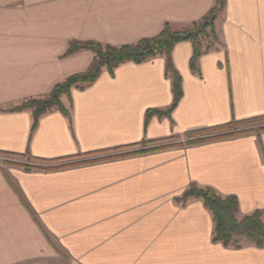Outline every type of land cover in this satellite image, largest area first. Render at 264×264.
<instances>
[{
	"label": "crops",
	"instance_id": "obj_1",
	"mask_svg": "<svg viewBox=\"0 0 264 264\" xmlns=\"http://www.w3.org/2000/svg\"><path fill=\"white\" fill-rule=\"evenodd\" d=\"M212 5L0 0V153L45 161L30 160L42 169L0 163V264H264V249L246 241L239 249L212 241L201 199L177 201L191 184L210 187L236 196L240 216L259 210L264 221V132L48 169L264 116V0H226L215 22L225 48L200 57V76L189 68L191 43L174 46L183 94L169 117L145 125L147 111L172 103L164 57L103 70L61 97L69 116L50 111L33 131L30 110L12 111L88 69L91 52L64 56L70 42L135 44L165 24L191 26Z\"/></svg>",
	"mask_w": 264,
	"mask_h": 264
},
{
	"label": "trees",
	"instance_id": "obj_2",
	"mask_svg": "<svg viewBox=\"0 0 264 264\" xmlns=\"http://www.w3.org/2000/svg\"><path fill=\"white\" fill-rule=\"evenodd\" d=\"M225 6L226 0H213V5L209 11L198 22L193 23L191 26L174 30L169 24H165L159 34L151 38L141 39L135 44L115 47L111 45H102L95 41L70 42L64 56H69L80 51L91 52L93 59L88 69L83 73L71 75L61 83L55 85L48 95L29 99L20 106L13 108L12 111L30 110L33 119V131L39 118L50 111L58 110L65 116H69L68 111L61 103V97L66 96L69 98L72 89L82 90L88 87L96 81L103 70H106L109 74H113L114 70L124 63L132 62L139 64L156 57H164L165 75L171 81L173 95L172 103L164 110L147 111L145 114V125H147L150 117L153 115L159 118L169 117L183 94L181 76L175 69L171 59L174 46L184 41L191 43L192 56L189 60V68L193 74L200 76L198 67L200 57L212 51L225 48L215 27V22L224 12ZM263 132L264 116L241 121L233 120L225 125L187 132L185 134V140L176 144L150 149H140L136 152L104 156L92 160L85 159L72 164H64L59 167H51L48 169L89 164L117 157L143 154L169 147L192 146L214 140L233 139L252 134L259 135ZM0 155L28 158L38 163L45 162L29 157L27 154L16 155L0 153ZM22 167L25 169H42V167L30 165H23ZM190 199H201L206 208L210 211L213 220V242L221 243L227 248L239 249L243 242L246 241L256 248L264 249V221L262 211L258 210L251 214L240 216L238 199L236 196H221L210 187L201 188L196 184H191L177 201L186 202Z\"/></svg>",
	"mask_w": 264,
	"mask_h": 264
},
{
	"label": "rangeland",
	"instance_id": "obj_3",
	"mask_svg": "<svg viewBox=\"0 0 264 264\" xmlns=\"http://www.w3.org/2000/svg\"><path fill=\"white\" fill-rule=\"evenodd\" d=\"M170 143L171 144H176V143H178V141L173 140ZM0 163H2L4 166H20V167H22L23 165H29L31 163L33 164V162H31L30 160L22 159V158H18V157H12V156H10V157H7V156L1 157L0 158Z\"/></svg>",
	"mask_w": 264,
	"mask_h": 264
}]
</instances>
